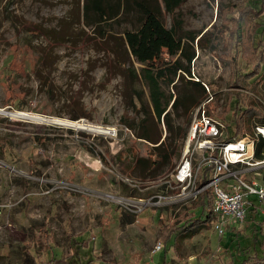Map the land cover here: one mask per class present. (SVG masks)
<instances>
[{
	"label": "rangeland",
	"instance_id": "1",
	"mask_svg": "<svg viewBox=\"0 0 264 264\" xmlns=\"http://www.w3.org/2000/svg\"><path fill=\"white\" fill-rule=\"evenodd\" d=\"M217 1L184 0L175 15L185 28L210 32L207 40L215 47L204 42L193 73L209 84L215 117L232 127V110L225 114L229 92H247L264 113V70L257 93L251 84L233 85L240 70L250 71L246 61L252 60L257 43L253 19L241 21L240 36L231 32L236 28L232 17L248 4L259 7L262 0H223L218 16ZM175 15L165 13L167 27L174 25ZM91 35L84 24L83 0H0V109L50 119L0 114V264H85L88 259L99 264H237L236 242L226 241L227 232L221 238L212 222L180 236L175 244L174 239L165 244L163 224L179 225L188 202L153 198L147 207L130 203L175 195L173 168L156 179H138L126 170L131 155L144 154L148 144L123 120L138 123L143 115L127 106L128 86L113 68V55ZM237 44L243 47L233 67L229 60L238 54ZM136 86L149 102L147 87L141 82ZM237 103L235 96L232 109ZM81 107L86 116L72 118ZM188 118H177L176 124L184 128ZM73 121L114 127L117 136L76 128ZM257 125L264 122L256 117L250 121L251 131L238 136L254 135ZM159 127L164 139V121ZM185 140L177 141L175 167ZM250 199L259 200L255 195ZM256 205L264 234V202ZM246 227L239 224L229 233L245 244L242 233H250ZM41 228L52 234L50 246L41 243ZM83 239L87 246H82ZM159 242L163 247L156 250Z\"/></svg>",
	"mask_w": 264,
	"mask_h": 264
},
{
	"label": "trees",
	"instance_id": "2",
	"mask_svg": "<svg viewBox=\"0 0 264 264\" xmlns=\"http://www.w3.org/2000/svg\"><path fill=\"white\" fill-rule=\"evenodd\" d=\"M183 1L83 0L84 24L91 29V36L99 39V43L113 55V68L128 86L125 93L128 97L127 106L143 115L138 123L123 120L124 125L136 130L138 139L148 144L144 154L133 153L126 165V170L138 179H156L175 168L172 155L177 147V141L185 140L192 111L212 92L208 83L194 77L193 64L199 58V51L206 47V42L210 41L211 44L208 45L211 49L215 44L212 40H207L210 34L208 29L204 31V29L185 28L184 20L175 15L176 9ZM217 3L218 16L221 15L225 5L223 0H218ZM166 12L175 15V23L172 27L166 26ZM247 16L254 21L253 35L256 34L257 43L253 46L252 60L246 61L250 71L240 70L233 85L248 87V84H251V89L257 93L264 70V0L260 2L259 7L248 4L240 9L238 16L232 17L236 28L231 32L240 36L243 28L241 21ZM240 46L243 47L241 44L235 45L238 54L229 60L234 64L233 67L238 66ZM135 61L140 65L136 66ZM242 80L244 84H241ZM140 82L147 87L149 102L144 100V90L136 86ZM171 88H175L176 92H172ZM235 96L238 98V103L232 109L231 100ZM250 98L245 91L229 92L230 101L225 114L232 110L235 116V124L232 127L227 124L230 138L251 131L250 121L256 117L264 122L262 119L264 113L254 106ZM212 103L207 104V112L216 116V108H213ZM79 109L72 118L79 119L86 116L83 108ZM188 116L184 128L176 124L177 118ZM161 121H164L168 132L164 139H162L163 131L159 127ZM263 149L264 138H261L256 145V158H264ZM207 169L208 167H201L198 172L199 187L206 182ZM172 192L176 193L177 189H173ZM188 203L182 215L185 218L179 225L169 228L168 223L163 224L165 244L172 239L175 244L180 236L186 235L195 228L209 226L214 218L211 189L201 191L196 199ZM256 213V208L248 206L243 226H247L245 229L250 230V233L245 231L242 233L246 240L245 244L241 243L240 236L235 238V233H229L226 238L227 242H236V258L239 261L237 264H264V234L261 223L256 221ZM166 229L169 230L168 233ZM230 231H233V228ZM260 237L263 238L262 241L259 240ZM40 240L46 246H50L54 241L47 228H41ZM81 242L82 246H87V240L83 239ZM258 246H261V250H258ZM52 261H49V264H52ZM77 262L84 264L82 260ZM85 264H99V262L88 259Z\"/></svg>",
	"mask_w": 264,
	"mask_h": 264
},
{
	"label": "built area",
	"instance_id": "3",
	"mask_svg": "<svg viewBox=\"0 0 264 264\" xmlns=\"http://www.w3.org/2000/svg\"><path fill=\"white\" fill-rule=\"evenodd\" d=\"M209 89L208 85L205 83ZM213 95L204 99L195 109L190 121L185 140V149L181 160L172 171L175 195H155L143 199L130 200L132 204H154L159 202L183 201L196 199L201 191L213 192V227L219 235L228 229L244 225L247 208L252 204L251 195L264 201V158L255 157L258 141L264 138V125H257L254 135L229 137L227 123L207 112V103ZM103 127V126H101ZM112 136H117L116 128H109ZM91 130V129H90ZM201 167H208L206 182L197 185V176ZM170 181V183H171ZM3 204L0 203V211ZM162 242L156 245L161 250Z\"/></svg>",
	"mask_w": 264,
	"mask_h": 264
},
{
	"label": "bare ground",
	"instance_id": "4",
	"mask_svg": "<svg viewBox=\"0 0 264 264\" xmlns=\"http://www.w3.org/2000/svg\"><path fill=\"white\" fill-rule=\"evenodd\" d=\"M6 110L5 109H0V114L7 115V116L18 117V118H22V119L33 120V121H44V122H46V121L50 120V119H48V118H46L44 116H41V115H38V114H35V113H31V112H24V111L23 112H18V111L6 112ZM70 124H72L76 128L91 129L93 131L101 132V134L104 133L105 135L110 133L109 127H105V126L101 127V126L95 125V124L94 125L93 124H86L85 121L84 122H82V121L81 122L80 121H76V122L73 121Z\"/></svg>",
	"mask_w": 264,
	"mask_h": 264
},
{
	"label": "crops",
	"instance_id": "5",
	"mask_svg": "<svg viewBox=\"0 0 264 264\" xmlns=\"http://www.w3.org/2000/svg\"><path fill=\"white\" fill-rule=\"evenodd\" d=\"M188 131V130H187ZM187 136V135H186ZM186 139V138H185ZM252 196V195H251ZM250 196V197H251ZM249 197V198H250ZM257 197V196H256ZM258 198V197H257ZM252 201V204L250 205V206H252V207H254V208H256V210H257V213L256 214H259L260 212H261V209L256 205V203H258V202H264V201H260V200H258V201H253V200H251ZM263 205V204H262ZM256 221H257V219H256ZM211 222H212V220H211ZM258 223H259V221H257ZM262 227V226H261ZM231 230V229H230ZM230 230H228L227 231V236H228V234H229V231ZM220 236H222V235H220Z\"/></svg>",
	"mask_w": 264,
	"mask_h": 264
},
{
	"label": "water",
	"instance_id": "6",
	"mask_svg": "<svg viewBox=\"0 0 264 264\" xmlns=\"http://www.w3.org/2000/svg\"><path fill=\"white\" fill-rule=\"evenodd\" d=\"M6 112H10V111H6Z\"/></svg>",
	"mask_w": 264,
	"mask_h": 264
}]
</instances>
